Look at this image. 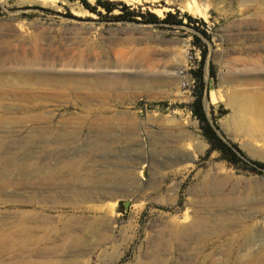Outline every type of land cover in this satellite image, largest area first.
<instances>
[{
	"label": "rangeland",
	"instance_id": "rangeland-1",
	"mask_svg": "<svg viewBox=\"0 0 264 264\" xmlns=\"http://www.w3.org/2000/svg\"><path fill=\"white\" fill-rule=\"evenodd\" d=\"M199 1L208 18L182 0H0V181L11 182L0 190V264H264V169L251 168L264 163V121L234 122L231 106L264 108V0ZM116 37L135 43L114 55L87 51ZM37 43L73 50L61 59ZM68 74L91 85H70ZM103 77L119 84L104 87ZM199 95L210 125L248 164L212 149L192 111ZM51 170L58 185L81 175L134 186L83 202L17 184ZM214 186L243 198L227 217L213 205ZM14 193L25 199L3 196Z\"/></svg>",
	"mask_w": 264,
	"mask_h": 264
},
{
	"label": "bare ground",
	"instance_id": "bare-ground-1",
	"mask_svg": "<svg viewBox=\"0 0 264 264\" xmlns=\"http://www.w3.org/2000/svg\"><path fill=\"white\" fill-rule=\"evenodd\" d=\"M121 1H124V2H126V3H128L130 5H134V4L143 5L144 2H147V1H150V0H121ZM151 1L158 2L159 0H151ZM179 1H181V0H166V2L168 4H176ZM182 1H184V6H183L182 9L185 10L186 12H189L191 14H197L200 17L208 18V13H207L208 7L202 5L199 0H182ZM166 9L167 8H165V9L156 8L154 11L156 13H158V14H162L163 11L166 10ZM83 33L86 36H81L80 38H76V41H78L77 44H80L82 42L88 41L89 38H90L89 36L92 34L90 29L84 30ZM43 36H44V34L40 33L37 36H35V40H36V38L43 37ZM134 43H135V39L133 37H127V38H123V39L116 37V38H113L112 40H109L108 44H106L107 46L105 48V47H101L102 44L100 45L99 40L96 39V40L91 41L90 43H88L87 51L89 53H91V52H94L95 50H98L101 54H104V55L105 54L114 55L118 51V49L120 48L121 45H123V44L131 45V44H134ZM64 46L62 48H60V46H59V48L57 47V48H55V50L49 48L50 54H53L54 52H58V56H60V58L62 59L63 56H66L67 54H70L72 52V50H73V49H70V48H67V47H64ZM36 49L40 53H45V54H46L47 51H49V50L45 49L44 47L40 46L38 43L36 44ZM139 54H141V52ZM83 64H84V62L80 60L78 63H76V65L70 64V67L74 68L75 66H77V67H81L82 68ZM67 76H68V78H66V79H67V81H68V83L70 85H74V84H83L85 86H90L91 85V80L89 79V77H85V75H82L81 78H79V77L75 78L71 74H68ZM58 80H59L58 77H51V78L47 79V81L49 83H54L56 85L59 84V83H57ZM61 83H62V81H61ZM101 83H102V85L104 87H107V86L112 87L113 85L119 84V81H118V78L117 79L113 78V80L109 83L103 77L101 79V81H100V84ZM133 83H135V82L129 81L130 85H132ZM231 106L234 109V112H233L234 113V117H235V121L234 122L241 123V124L242 123L249 124V123H251L253 121H256V120L257 121H264V108L263 107H258L256 105H247L246 103H239L238 101H237L236 105H231ZM105 111H106L105 108L101 109V112H102L103 115L105 114ZM251 124H253V123H251ZM259 130L263 131L264 129L262 130L260 128ZM182 140H183V138H182V136H180L179 141H182ZM251 152H252V150H251ZM254 152H255V149H254ZM252 154H254V153L252 152ZM43 170H45V169L40 167L38 169H35L34 171L37 174L41 175V174H43ZM26 173H27L26 169H22V174L25 175ZM55 176H57V174L54 171L51 170L48 173V175L43 176L42 181H40L37 184H35L33 182L32 183H30V182L27 183L23 178L19 181V183L17 182V184L22 189H24V188L26 189V187H30V186H31V188L34 187V188L39 189V190L47 189V188L48 189H52L53 191H55L54 197L57 194H58L57 196H59L61 194H65V195H63V197H65V199H70V200L71 199H76L78 201H83V202H89V201H92L94 199L97 200V199H99L101 197H105V196H109V195L110 196H114V197H116L118 195H128V188L130 186L129 184L133 185V181L132 180H130V182H129V181H125L123 179L116 180L115 183H111L108 179H102L98 183H89L81 175L75 176L72 179V182H68L65 185H61L62 183L60 185H58V184H55V182H54ZM10 185H11V182L8 181V180L0 181V190H4L5 188H7ZM209 192L214 197V199L212 200L213 205L214 206H219L221 208L219 210V212H220V214L223 217H227L229 215L230 212L228 211V206H230L231 202L243 201V198H237V199H234V200H229V199L225 198V196L221 195V193L219 192V187L218 186H214V188H210ZM23 194H20V193H14V195L4 194L3 196L5 198H7V199H14V200H18V201L19 200L23 201L25 199ZM43 196H44V194H42L40 197H43ZM54 197L53 196H46V199H51L52 200ZM261 201L262 200H260L259 202H261ZM113 207L114 206H112V208ZM84 209L96 210V211L97 210H100V211L103 210L102 207L100 208L99 206H94V207L85 206ZM106 223H107V221L103 220L102 224L104 225ZM220 223H221V226H225L227 223H229V221L228 220L225 221L224 219H222V220H220ZM50 228H52V227H50ZM247 232H248L247 229L243 230V234L244 233L246 234ZM26 233H27L26 230H19L17 234L24 236V235H26ZM0 235H1V237H0V247L2 248V251L5 252V251L8 250L7 249L8 241H7V238H6V236L4 234H0ZM67 248L68 249H76L77 250L78 249V244L77 243H72L71 245H68ZM109 259L113 260L111 255L108 256V259L107 258L104 259L105 263H107L109 261ZM45 264H47V263H45Z\"/></svg>",
	"mask_w": 264,
	"mask_h": 264
},
{
	"label": "trees",
	"instance_id": "trees-1",
	"mask_svg": "<svg viewBox=\"0 0 264 264\" xmlns=\"http://www.w3.org/2000/svg\"><path fill=\"white\" fill-rule=\"evenodd\" d=\"M171 17H173V15L169 14L168 18L165 19V22H170ZM189 19L192 20L191 17H189ZM176 23L181 24L182 21H177ZM198 74L200 76V73ZM192 111L195 114V116L204 124L203 129L207 137L211 140V146L213 150H219L220 152L225 154V158L228 159L233 164H237L240 161L248 164V162L244 161L243 157L241 156L242 154L241 151L239 149L235 150L233 147L227 145L216 133L214 128L210 125L204 110L201 95L198 96L197 100L192 105ZM251 168L253 170L264 169V163L258 161H252Z\"/></svg>",
	"mask_w": 264,
	"mask_h": 264
},
{
	"label": "built area",
	"instance_id": "built-area-1",
	"mask_svg": "<svg viewBox=\"0 0 264 264\" xmlns=\"http://www.w3.org/2000/svg\"><path fill=\"white\" fill-rule=\"evenodd\" d=\"M183 85L186 87V86H188V85H189V83H187V82H184V83H183Z\"/></svg>",
	"mask_w": 264,
	"mask_h": 264
},
{
	"label": "water",
	"instance_id": "water-1",
	"mask_svg": "<svg viewBox=\"0 0 264 264\" xmlns=\"http://www.w3.org/2000/svg\"><path fill=\"white\" fill-rule=\"evenodd\" d=\"M213 125V127H214V124H212ZM215 128V127H214ZM216 129V128H215ZM216 131H218L217 129H216Z\"/></svg>",
	"mask_w": 264,
	"mask_h": 264
}]
</instances>
